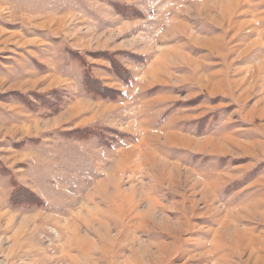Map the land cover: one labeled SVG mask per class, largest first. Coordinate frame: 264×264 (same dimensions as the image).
<instances>
[{"label":"rangeland","instance_id":"obj_1","mask_svg":"<svg viewBox=\"0 0 264 264\" xmlns=\"http://www.w3.org/2000/svg\"><path fill=\"white\" fill-rule=\"evenodd\" d=\"M0 264H264V0H0Z\"/></svg>","mask_w":264,"mask_h":264}]
</instances>
